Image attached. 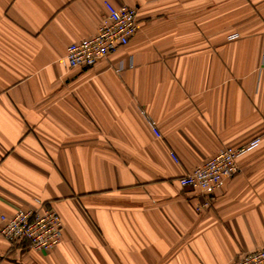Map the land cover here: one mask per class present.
Instances as JSON below:
<instances>
[{
	"label": "crops",
	"instance_id": "1",
	"mask_svg": "<svg viewBox=\"0 0 264 264\" xmlns=\"http://www.w3.org/2000/svg\"><path fill=\"white\" fill-rule=\"evenodd\" d=\"M105 2L134 8L138 30L67 69ZM255 137L198 212L178 179ZM34 199L61 242L0 237V264H231L263 248L264 0H0V213Z\"/></svg>",
	"mask_w": 264,
	"mask_h": 264
},
{
	"label": "built area",
	"instance_id": "2",
	"mask_svg": "<svg viewBox=\"0 0 264 264\" xmlns=\"http://www.w3.org/2000/svg\"><path fill=\"white\" fill-rule=\"evenodd\" d=\"M104 5L106 13L96 34L71 42L66 47L63 63L67 69L92 67L125 46L138 30L134 8L114 6L109 2ZM147 123L153 134L159 137L155 122L147 118ZM259 141L260 137H255L240 146L224 147L178 179L181 187L196 191L198 212L208 208L212 192L238 172L237 158ZM62 234L63 227L57 212L45 207L38 199H34L31 206L17 208L10 215L0 213V237L11 246L25 243L33 251L47 253L61 242ZM231 264H264V247L241 255Z\"/></svg>",
	"mask_w": 264,
	"mask_h": 264
}]
</instances>
